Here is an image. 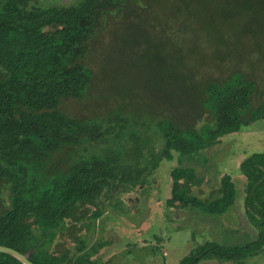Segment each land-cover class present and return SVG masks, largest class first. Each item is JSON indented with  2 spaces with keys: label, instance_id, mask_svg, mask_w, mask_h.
<instances>
[{
  "label": "trees",
  "instance_id": "1",
  "mask_svg": "<svg viewBox=\"0 0 264 264\" xmlns=\"http://www.w3.org/2000/svg\"><path fill=\"white\" fill-rule=\"evenodd\" d=\"M155 1L0 0V244L35 264H96L77 240L86 221L100 215L98 195L120 177L127 187L145 185L159 163L173 157L167 206L222 215L240 198L243 216L256 230L245 243L207 238L177 264L210 258L247 264L264 251V149L239 163L242 195L227 172L205 196L191 190L203 181L194 165L204 151L264 118V66L254 65L264 63V0H173L160 26L153 13L141 18ZM110 26L120 27L115 50L151 43L156 28L165 34L164 42L142 55L178 79L166 107L149 111L121 103L86 116L62 109L66 98L91 95L93 70L86 58L98 31ZM199 41L210 55L199 52ZM236 45L240 56L234 57L230 49ZM190 57L200 66L190 67ZM203 66L221 71L212 75ZM257 76L261 98L253 103ZM153 134L161 140L158 151L151 149ZM146 148L151 151L143 161ZM0 264L24 263L0 252Z\"/></svg>",
  "mask_w": 264,
  "mask_h": 264
},
{
  "label": "rangeland",
  "instance_id": "2",
  "mask_svg": "<svg viewBox=\"0 0 264 264\" xmlns=\"http://www.w3.org/2000/svg\"><path fill=\"white\" fill-rule=\"evenodd\" d=\"M33 1L48 5L69 4L76 0ZM154 3L156 4H151L149 11L142 13L141 18L149 19V15L153 13L158 19L157 25L160 26V21L164 23V19L170 17L173 0H158ZM119 31L118 26L98 31L93 41L94 47L86 58L87 64L93 70L92 85L87 92V96L91 95L81 100L66 98L62 103L63 110L86 116L91 115L92 110L102 113L117 104L133 102L138 110L156 111L166 107L168 101L173 99L171 83L178 79L173 78V75L170 78L165 67H156L149 63V58L142 55L145 52L151 53L159 42H164L165 34L159 33L156 28L151 32V43L142 40L132 51L121 47L115 50L113 41H119L116 36ZM182 43L184 48L189 45L186 39ZM167 47L166 45L165 48ZM198 47L202 49L199 52L204 55L211 54L204 41H199ZM230 50L234 57L240 56L237 45ZM187 63L190 67L200 66L199 61L193 57ZM254 65L262 68L264 63L258 61ZM203 69L211 71L212 75H218L221 71L218 67L203 66ZM255 79L259 89L253 94V103L261 98L260 77ZM153 136L157 140L151 149L158 151L161 140L158 135ZM151 149L144 150L143 161L149 156ZM262 149L264 118L243 125L237 132L225 134L219 144L204 151L200 162L195 163L196 172L202 176L203 181L199 186H191L192 192L201 197L205 196L217 185L220 174L227 172L232 175L238 193L242 195L244 176L239 170V163L247 155ZM176 164V157L163 159L147 176V183L143 186L127 187L120 177L115 187L104 188L97 197V204L102 207L99 217L86 221L85 230L80 232V237H83L77 240L81 248L91 252L90 259L94 257L96 264H177L190 249L205 240L245 243L256 236V230L249 227L243 216L240 198L222 215L203 213L196 208L178 205L167 206L165 199L169 195V171ZM79 258L85 260L82 255ZM227 262L210 258L202 259L198 264H232ZM246 262L264 264V251L248 258Z\"/></svg>",
  "mask_w": 264,
  "mask_h": 264
},
{
  "label": "water",
  "instance_id": "3",
  "mask_svg": "<svg viewBox=\"0 0 264 264\" xmlns=\"http://www.w3.org/2000/svg\"><path fill=\"white\" fill-rule=\"evenodd\" d=\"M0 252L9 253V254L15 256L16 258H18L24 264H35L24 253L20 252L19 250L15 249L13 247L0 244Z\"/></svg>",
  "mask_w": 264,
  "mask_h": 264
},
{
  "label": "crops",
  "instance_id": "4",
  "mask_svg": "<svg viewBox=\"0 0 264 264\" xmlns=\"http://www.w3.org/2000/svg\"><path fill=\"white\" fill-rule=\"evenodd\" d=\"M76 255H78V254H76ZM91 259H94V257H93V258H91Z\"/></svg>",
  "mask_w": 264,
  "mask_h": 264
}]
</instances>
